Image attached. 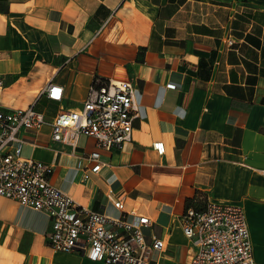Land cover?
Returning a JSON list of instances; mask_svg holds the SVG:
<instances>
[{"label": "crops", "instance_id": "0c3cea01", "mask_svg": "<svg viewBox=\"0 0 264 264\" xmlns=\"http://www.w3.org/2000/svg\"><path fill=\"white\" fill-rule=\"evenodd\" d=\"M0 76L1 109L32 107L48 122L79 110L96 79L130 81L132 140L99 149V172L91 137L54 142L48 122L19 132L22 156L50 166V183L90 210L148 217L146 241L165 242L152 254L160 264L189 262L188 206L239 204L264 264V0H0ZM48 83L61 100L42 94ZM48 229L46 214L0 197V264H101L54 252Z\"/></svg>", "mask_w": 264, "mask_h": 264}, {"label": "built area", "instance_id": "2783aa9c", "mask_svg": "<svg viewBox=\"0 0 264 264\" xmlns=\"http://www.w3.org/2000/svg\"><path fill=\"white\" fill-rule=\"evenodd\" d=\"M226 44L231 46L232 41ZM3 86L0 76V91ZM62 92L63 88L53 83L42 90L56 101L61 100ZM137 116L130 81L99 79L88 88L79 110L61 109L49 122L32 107L0 108V197L47 215L46 238L54 252L80 253L101 264H160L152 254L164 250L165 242L160 238L146 241L143 230L151 225L148 217L130 211L132 219L127 220L123 214L108 216L80 205L50 183V166L22 156L25 142L19 137L21 130H38L47 122L54 142L75 147L80 137H91L96 150L89 156L93 163L90 172L97 173L103 167L98 150L111 151L131 142L132 122ZM152 148L158 155L164 154L163 142H153ZM88 178L85 172L84 179ZM113 207L124 210L121 200L113 202ZM180 227L189 245L188 264H256L244 209L239 204L203 200L201 206L185 209Z\"/></svg>", "mask_w": 264, "mask_h": 264}]
</instances>
